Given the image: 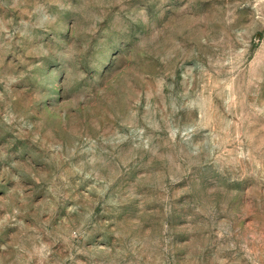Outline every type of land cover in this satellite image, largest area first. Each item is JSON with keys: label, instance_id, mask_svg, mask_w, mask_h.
Wrapping results in <instances>:
<instances>
[{"label": "rangeland", "instance_id": "rangeland-1", "mask_svg": "<svg viewBox=\"0 0 264 264\" xmlns=\"http://www.w3.org/2000/svg\"><path fill=\"white\" fill-rule=\"evenodd\" d=\"M0 264H264V0H0Z\"/></svg>", "mask_w": 264, "mask_h": 264}]
</instances>
